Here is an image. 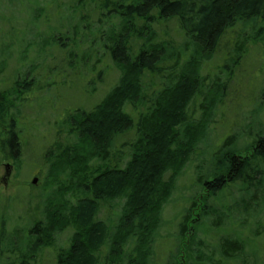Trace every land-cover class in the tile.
Wrapping results in <instances>:
<instances>
[{
  "label": "trees",
  "instance_id": "16d2710c",
  "mask_svg": "<svg viewBox=\"0 0 264 264\" xmlns=\"http://www.w3.org/2000/svg\"><path fill=\"white\" fill-rule=\"evenodd\" d=\"M73 1L77 7L57 11L58 26H48L59 62L71 70L63 76L60 64L54 77L84 80L95 72L98 81L106 56L118 79L92 108L70 109L56 121L55 133L66 142L47 151L57 181L45 191L60 204L44 203L41 221L19 239H5L12 258L0 263L36 264L39 242L66 230L69 239L52 264H246L249 255H262L250 245L264 236V205L254 203L264 194V67L249 107L235 110L232 122L229 109L244 105L235 68L248 44L264 45V0ZM27 3L49 21L39 0ZM94 11L100 16L89 22ZM169 21L178 44L158 37L156 26ZM33 23L24 40L12 43L20 61ZM216 56L215 72L206 71ZM18 70L0 101L20 117V104L36 89L29 77H36L33 66ZM13 115L8 143L16 154ZM222 195L229 202L218 203ZM170 204L176 211L166 218ZM102 207L110 217H99ZM164 238L162 261L155 252Z\"/></svg>",
  "mask_w": 264,
  "mask_h": 264
},
{
  "label": "rangeland",
  "instance_id": "374dc122",
  "mask_svg": "<svg viewBox=\"0 0 264 264\" xmlns=\"http://www.w3.org/2000/svg\"><path fill=\"white\" fill-rule=\"evenodd\" d=\"M19 1L23 2V5H16L11 0H0V91L11 86L10 84L14 77L13 72L16 69L19 68L17 72L21 74L32 66L35 68L33 76L36 78L29 77V80L32 79V87H36L37 90L34 89L31 92L32 97L28 100H23V103L20 104V117L13 110H7V107L0 101V106L3 107V110L0 111V262L4 261L3 259L7 257L12 258L11 254L3 246L5 245V241H7L5 239H9L10 237L19 239L20 235L25 234L21 233L23 230L28 232L32 228V225H36L41 221L43 218L42 213L45 211L44 203L49 201V203L60 204V197L50 195L48 198L47 191H45L55 185L57 181V179L55 180L57 167L51 168L50 164L53 161V157L47 151L54 147V143L59 142L57 144L59 145L66 142L61 138L59 132L55 133L54 126H56V121L62 116V113L70 109L73 110L74 108L81 107L82 109L89 110L92 108L117 82L119 75L118 71L105 56L102 59L103 63L97 65L102 72L101 79L98 81L92 79L95 72L92 75H85L84 80L83 78L73 77V75L63 77L62 79V75L54 77L60 72V64L63 65L61 67L63 76L69 74L71 70L63 62H59L60 55H58L57 49L51 45L53 32L48 30V26L56 28L58 26V23L55 21L56 12L67 10L68 7L76 8L77 6L74 5L75 1L39 0V6L44 7L45 5V13L49 18L48 22L44 21L40 13L29 12L28 7H26L28 5L27 0ZM101 1L96 0L98 5ZM50 2L52 3L51 5ZM108 9H112V6H109ZM12 12H16L17 14L15 20L12 19ZM99 12L94 11L90 15L89 22L96 20L100 16ZM82 14L84 16L88 15L85 7L82 9ZM32 20H34L33 24L36 26H33L34 30L26 38V41H23L20 45L23 56V60L20 61L18 57L21 55L12 43L25 39L27 29ZM176 28L177 26L173 21L162 22L156 26L158 37L167 38L178 44L181 37L177 34ZM258 43L248 44L246 55L241 61L240 66L235 68L237 82L242 86V90L244 91L240 90L244 93L240 96L243 99L241 103L245 106L241 105L237 109L232 105L234 108L229 109L232 116L226 114L227 116L230 115L229 122L235 119V110L239 112L249 107L247 96L249 95L251 99L259 89L260 72L264 67V45ZM23 61H26L25 65L20 66ZM219 61L218 56H216L208 62L207 66L205 64V70L215 72ZM105 65H108V68ZM258 72L259 75L257 74ZM240 73L241 75H239ZM47 84L50 86H47ZM25 97H27L26 94ZM17 106H19V103ZM11 115L15 116L14 119L17 121L14 129L18 131L19 142L21 143L20 151L16 154L11 152V147L8 143ZM229 122L226 125H229ZM226 125L224 126L226 127ZM6 165H10L11 172L9 176L5 175ZM33 179H36L35 183H33ZM77 195L81 194L77 192ZM260 196V201H255L254 203L264 205V194ZM68 197L69 194L64 196L63 199H67ZM228 199L227 195H222L217 202H229ZM231 199L233 197H230ZM175 206L170 204L165 208L164 216L166 218H170L175 213ZM200 206L201 203H199L196 210H199ZM246 208V210H249L248 208H252V204ZM237 213L235 212L234 214L236 215ZM248 213L250 214V211ZM110 215L111 211H108L107 214L104 207H102L99 217L107 216L106 218H108ZM2 220L3 223L1 222ZM251 220H253L252 217L249 218V221ZM15 232L17 235H14ZM165 233V230L162 229L161 235ZM219 233L212 232L215 235H220ZM70 234L71 230H66L56 235L55 240L52 242L42 239L39 242L40 249L34 254L37 260L36 264H52L56 250L58 247L66 245ZM244 235L250 236L248 233ZM45 241L49 243L48 246L44 244L46 243ZM165 241H167L165 238L158 240L159 243L156 246L155 252V258L162 261L167 251L166 245L163 244ZM254 241L255 243L250 245V249L259 248L258 250H260L261 248L262 255L255 254V258L249 255L246 264H264V236H260L258 239H254ZM36 246L35 244L34 248ZM2 248L4 250L1 252ZM191 260L195 261L194 259ZM180 262L181 264L184 263L183 261Z\"/></svg>",
  "mask_w": 264,
  "mask_h": 264
},
{
  "label": "water",
  "instance_id": "95a60500",
  "mask_svg": "<svg viewBox=\"0 0 264 264\" xmlns=\"http://www.w3.org/2000/svg\"><path fill=\"white\" fill-rule=\"evenodd\" d=\"M10 172H11V170H10V165H6V172H5V175L6 176H9L10 175ZM36 182V179H33V183H35Z\"/></svg>",
  "mask_w": 264,
  "mask_h": 264
}]
</instances>
